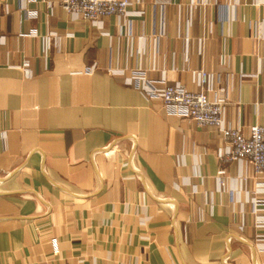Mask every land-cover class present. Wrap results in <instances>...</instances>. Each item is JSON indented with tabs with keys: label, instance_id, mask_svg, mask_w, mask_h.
Wrapping results in <instances>:
<instances>
[{
	"label": "crops",
	"instance_id": "0c3cea01",
	"mask_svg": "<svg viewBox=\"0 0 264 264\" xmlns=\"http://www.w3.org/2000/svg\"><path fill=\"white\" fill-rule=\"evenodd\" d=\"M141 68L190 90L207 71L249 135L264 0H131L99 25L59 0H0V264H264L263 179L128 84Z\"/></svg>",
	"mask_w": 264,
	"mask_h": 264
},
{
	"label": "built area",
	"instance_id": "2783aa9c",
	"mask_svg": "<svg viewBox=\"0 0 264 264\" xmlns=\"http://www.w3.org/2000/svg\"><path fill=\"white\" fill-rule=\"evenodd\" d=\"M59 5L82 23L99 25L110 15L126 17L131 0H59ZM24 70L29 73V60H26ZM116 74L125 76L124 71H117ZM125 78L128 84L142 90L149 97L161 98L164 105L178 115L182 123H197L216 129L228 143V149L221 153V159L248 162L251 175L257 179L262 178L261 184L264 186V124L253 125L249 135H245L240 127L228 125L225 101L213 100L208 94L210 73L199 71L201 88L198 90H190L180 83L151 80L144 68L134 70L132 76ZM220 181L223 182V179ZM263 192L264 188L253 197L255 211L259 210V205L264 204ZM257 222L264 225V216H258Z\"/></svg>",
	"mask_w": 264,
	"mask_h": 264
}]
</instances>
